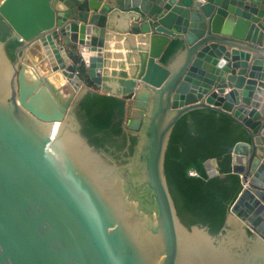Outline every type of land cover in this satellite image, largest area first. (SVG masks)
I'll use <instances>...</instances> for the list:
<instances>
[{"label": "water", "instance_id": "1", "mask_svg": "<svg viewBox=\"0 0 264 264\" xmlns=\"http://www.w3.org/2000/svg\"><path fill=\"white\" fill-rule=\"evenodd\" d=\"M0 16V264H264V0H0ZM78 60L127 102L124 160L84 135ZM197 110L248 138L230 149L243 189L217 235L182 222L166 175Z\"/></svg>", "mask_w": 264, "mask_h": 264}, {"label": "trees", "instance_id": "2", "mask_svg": "<svg viewBox=\"0 0 264 264\" xmlns=\"http://www.w3.org/2000/svg\"><path fill=\"white\" fill-rule=\"evenodd\" d=\"M11 28L0 16V39L5 41ZM18 41H10L8 54L14 59ZM179 47L174 42L163 61ZM77 63H81L80 60ZM80 75L90 89L80 101L78 116L84 135L92 145L104 149L117 159L134 153L136 137L129 136L123 128L126 100L101 93L88 79L84 64ZM246 132L227 117L210 110H197L182 117L172 134L166 156V175L182 222L207 226L213 235L225 226L229 208L242 192L241 177L232 171L230 149L247 141ZM118 154V155H117ZM215 159L220 175L209 178L205 162ZM197 176H190L189 172Z\"/></svg>", "mask_w": 264, "mask_h": 264}, {"label": "flooded vegetation", "instance_id": "3", "mask_svg": "<svg viewBox=\"0 0 264 264\" xmlns=\"http://www.w3.org/2000/svg\"><path fill=\"white\" fill-rule=\"evenodd\" d=\"M81 62V61H80ZM82 63V62H81ZM81 63H77L76 62V67H77V71H79L78 69H79V67H80V65H81ZM80 73V72H79ZM81 76V75H80ZM126 133H128V132H126ZM124 154V153H123ZM121 155V159L120 160H124V159H126L127 158V156H124V155ZM118 155V154H117ZM114 156V155H113ZM115 157V156H114ZM116 158V157H115ZM117 159V158H116ZM119 160V159H118Z\"/></svg>", "mask_w": 264, "mask_h": 264}, {"label": "built area", "instance_id": "4", "mask_svg": "<svg viewBox=\"0 0 264 264\" xmlns=\"http://www.w3.org/2000/svg\"><path fill=\"white\" fill-rule=\"evenodd\" d=\"M76 75H80L79 71H76Z\"/></svg>", "mask_w": 264, "mask_h": 264}, {"label": "bare ground", "instance_id": "5", "mask_svg": "<svg viewBox=\"0 0 264 264\" xmlns=\"http://www.w3.org/2000/svg\"><path fill=\"white\" fill-rule=\"evenodd\" d=\"M43 73V72H42Z\"/></svg>", "mask_w": 264, "mask_h": 264}, {"label": "crops", "instance_id": "6", "mask_svg": "<svg viewBox=\"0 0 264 264\" xmlns=\"http://www.w3.org/2000/svg\"><path fill=\"white\" fill-rule=\"evenodd\" d=\"M60 82V81H59Z\"/></svg>", "mask_w": 264, "mask_h": 264}]
</instances>
